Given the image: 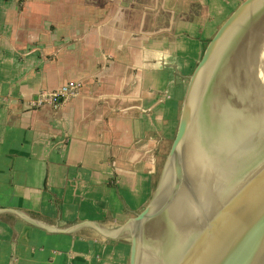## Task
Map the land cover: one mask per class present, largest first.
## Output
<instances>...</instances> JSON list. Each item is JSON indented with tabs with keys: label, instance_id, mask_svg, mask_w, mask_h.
Wrapping results in <instances>:
<instances>
[{
	"label": "crops",
	"instance_id": "crops-1",
	"mask_svg": "<svg viewBox=\"0 0 264 264\" xmlns=\"http://www.w3.org/2000/svg\"><path fill=\"white\" fill-rule=\"evenodd\" d=\"M243 1L0 0V264H129L91 224L148 205L190 77ZM68 82L78 96L33 107Z\"/></svg>",
	"mask_w": 264,
	"mask_h": 264
},
{
	"label": "water",
	"instance_id": "water-1",
	"mask_svg": "<svg viewBox=\"0 0 264 264\" xmlns=\"http://www.w3.org/2000/svg\"><path fill=\"white\" fill-rule=\"evenodd\" d=\"M262 18L264 0H244L208 43L148 205L112 232L91 224L105 238L129 240V264H264V77L249 81L242 58L249 61L256 47L245 31L261 24L263 40ZM224 91L229 102L220 107ZM203 117L206 124L226 121L230 132L222 131L208 167L200 161L185 173Z\"/></svg>",
	"mask_w": 264,
	"mask_h": 264
},
{
	"label": "bare ground",
	"instance_id": "bare-ground-1",
	"mask_svg": "<svg viewBox=\"0 0 264 264\" xmlns=\"http://www.w3.org/2000/svg\"><path fill=\"white\" fill-rule=\"evenodd\" d=\"M227 93L228 91H224L221 94L220 98H222V100L219 102V105H221L220 107H222L224 104H227L224 103V100L225 102H229L226 99ZM204 121L205 118L203 117L202 123H199V131L203 135H201V138L197 141L198 144H193L191 149L189 145V155L187 156L184 162L185 165L183 166L185 167V173H189V171H192L194 168H198L200 161H202L201 166L203 165L204 168L205 166L208 167L214 158V155L212 154L219 148V145L216 144L222 131L223 133H228V130L230 129L229 124L227 125L226 121L216 124H206ZM177 213L180 214L179 210Z\"/></svg>",
	"mask_w": 264,
	"mask_h": 264
},
{
	"label": "rangeland",
	"instance_id": "rangeland-1",
	"mask_svg": "<svg viewBox=\"0 0 264 264\" xmlns=\"http://www.w3.org/2000/svg\"><path fill=\"white\" fill-rule=\"evenodd\" d=\"M263 21H264V18H262L261 22H263ZM261 22H259V23H261ZM261 27H262L261 24L253 25V27H251L249 29L250 31H248V32L245 31L243 33V38L246 37V40L249 39L252 42L255 41V44H256V47H255V45H253V49H252L253 53L250 54L249 61L247 58H245L246 56L242 57L245 61V64L243 65V67L246 70L245 69L244 70L246 72H248L249 74L253 75V76L247 75V73H246L245 76L249 79V81H251L253 83L256 81L258 82L260 79H262L264 77V74H263V71H264V36H263V40H262V36L259 35V33H261L260 31L262 30ZM262 34H263V31H262ZM255 48H256V53H254ZM253 54H254V56H253ZM251 56H253V57H251ZM247 69H249V71H247ZM182 107H183V104H182ZM181 112H182V109H181ZM180 118H181V116H180ZM172 144H173V142L170 143L168 151L165 153V155H163L162 164L160 166L159 172L157 174L156 182H155L154 192H155V190H156V188L160 182L161 175L163 174V170H164V166H165L167 157H168V155L171 151V148H172ZM161 226H162V224H160L159 227H161ZM162 229L164 230V224H163V227L159 228L158 231H160Z\"/></svg>",
	"mask_w": 264,
	"mask_h": 264
},
{
	"label": "built area",
	"instance_id": "built-area-1",
	"mask_svg": "<svg viewBox=\"0 0 264 264\" xmlns=\"http://www.w3.org/2000/svg\"><path fill=\"white\" fill-rule=\"evenodd\" d=\"M82 88L83 86L80 82H68L55 91L41 92L37 95V100L33 103V107L38 110L45 106H50L54 110H58L62 104L78 96Z\"/></svg>",
	"mask_w": 264,
	"mask_h": 264
}]
</instances>
